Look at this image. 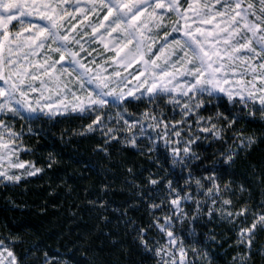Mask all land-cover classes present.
<instances>
[{"label":"snow or ice","instance_id":"snow-or-ice-1","mask_svg":"<svg viewBox=\"0 0 264 264\" xmlns=\"http://www.w3.org/2000/svg\"><path fill=\"white\" fill-rule=\"evenodd\" d=\"M0 198V264H264V0H0Z\"/></svg>","mask_w":264,"mask_h":264},{"label":"trees","instance_id":"trees-1","mask_svg":"<svg viewBox=\"0 0 264 264\" xmlns=\"http://www.w3.org/2000/svg\"><path fill=\"white\" fill-rule=\"evenodd\" d=\"M85 147H87V144H85ZM43 181L38 182V184L33 185L32 187L39 190V187L43 185ZM25 199H29V197H24ZM31 199H36L35 195L31 197ZM3 211V200L0 198V212Z\"/></svg>","mask_w":264,"mask_h":264}]
</instances>
